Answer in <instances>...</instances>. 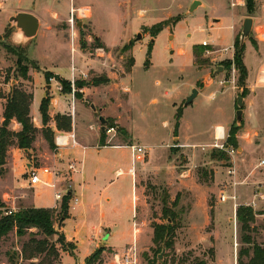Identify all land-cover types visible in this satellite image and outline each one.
Here are the masks:
<instances>
[{
  "label": "rangeland",
  "instance_id": "obj_1",
  "mask_svg": "<svg viewBox=\"0 0 264 264\" xmlns=\"http://www.w3.org/2000/svg\"><path fill=\"white\" fill-rule=\"evenodd\" d=\"M259 1L253 0L254 5L260 3ZM195 2L200 3L192 8ZM247 2L248 0H75V2L60 0V4H49V0H8L6 9L21 4L22 8H36V12L41 15L39 9L48 5L60 16L67 18L71 6L91 7V17L89 14V19H83L80 27L77 20L74 30L70 25H66L65 32L60 36L47 33L46 37L41 30L38 37L28 41L21 49L29 58L38 59L44 54V50L51 52L55 67L65 72L73 65L78 74L80 70H86L94 65L90 54L95 57L100 52L104 61L106 53H111L110 69L117 75L116 81L112 84L116 89L115 93L122 94L119 96L121 101H124L127 94L125 88H132L134 97L130 104L132 107L130 115L134 121L140 123L142 127L140 133L144 134L145 138L152 136L150 132L152 130L158 132V140H149L145 143L152 146V155L156 153L160 155L161 152L169 150L164 147L168 143V140H165L168 130H165L163 121L170 113L168 107L175 101L182 102L177 100L179 94V97L186 101L196 87L202 88L207 85L205 80L209 77L213 78L211 81L217 80L222 85L232 86L238 92V96L243 91L244 88L240 87L239 81L240 72L235 65L237 51L235 42L239 39L240 48L245 46L243 57L245 56L246 63H249L251 53L256 50V38L260 36V40L264 39V30L261 26L260 30H251L250 34L242 39L244 22L254 16L255 12L247 10ZM2 23L0 20V93L7 97L13 87L30 91L32 82L18 76L17 56L13 50H16V46L11 42L14 29L9 25L7 31L10 36L6 39ZM160 27L162 31L155 35ZM139 34L141 38H138ZM74 41L77 52H74ZM98 43L103 47L98 48ZM82 44L85 46L84 52L87 56H83L79 51L82 50ZM4 45L12 49L5 48ZM132 59L135 63L130 67ZM23 64L30 66L29 74L41 71L40 68H32L29 62L24 61ZM219 67L223 68V72L214 76ZM91 72L93 71H89L90 75L85 78L86 80L93 78ZM96 79L108 80L105 75ZM217 81L211 84L212 89L218 87ZM108 82L109 80L104 84ZM50 83L56 84L57 80H50ZM166 92L170 94L167 95ZM222 97L224 98L219 94L218 100ZM154 99H157V103L153 102ZM196 102L198 105L205 103L202 109L215 103L214 100L209 103L203 95ZM228 104L229 102L227 107ZM1 114L0 109V116ZM117 114L127 121V116L123 115L124 109H118ZM199 116L204 119L203 113H199ZM243 127L242 121L240 130ZM11 128L15 130V125L12 124ZM117 134L116 129V133L107 136L111 141L119 143V140L124 139L116 141ZM41 136L45 138L40 131L37 137ZM51 137L49 136V139ZM236 140L237 144L233 147L238 149L240 144L237 137ZM35 142L32 149L27 152L16 147H10L8 150L6 165L0 169V204L5 206L4 209H13L18 213L32 208L28 200H31L34 189L30 187L25 163L33 164L35 167L47 166L45 158L37 149L42 147ZM202 152L205 155L190 178L191 184L195 185L194 189L179 192L180 201L177 205L174 203L178 193L176 183L172 184L174 187L171 189L168 188L170 185L165 178L154 182L149 177L144 181L147 203L143 208L146 215L142 219L141 233L137 234L134 242L140 264H196V260H204L207 264H238L240 249L243 246L248 247L240 241L241 226L236 220V210L239 207H251L256 213L255 221L250 225L252 229L250 236L256 244L264 247V149H260V138L251 139L245 155H241L240 150L236 152L234 159L229 158L226 161L211 158V154L223 152L220 149L206 148V151ZM14 164H17V167ZM176 165L182 166L181 157L176 160ZM230 168L236 171L234 176L228 174ZM15 174L16 178L19 175L17 180L21 184L15 182ZM212 184L215 185L214 191L209 190ZM45 189L48 188L46 186L38 188L39 191ZM222 193L229 197L225 203H221ZM233 196H236V201L231 199ZM231 203L233 205L228 209ZM164 207L170 210L174 222L171 217H166ZM4 209L0 208V218L5 215ZM219 213H226L227 218L217 219ZM228 216L231 217L230 220ZM58 223L56 220V229ZM154 224L175 226L173 246L167 248L165 245L166 251L162 260L159 259V255L164 244H154ZM31 232L37 230L32 229ZM28 238L29 236L20 238L12 232L1 239L0 264H29L28 261L22 262L18 259L14 262L11 259L13 254L19 255L22 244ZM217 243L219 254L222 253L224 256L220 263L216 258ZM122 254L123 252L120 253ZM242 260L248 262L246 257ZM105 263L114 264V257L108 250L101 255V262L93 261L91 264Z\"/></svg>",
  "mask_w": 264,
  "mask_h": 264
},
{
  "label": "crops",
  "instance_id": "obj_2",
  "mask_svg": "<svg viewBox=\"0 0 264 264\" xmlns=\"http://www.w3.org/2000/svg\"><path fill=\"white\" fill-rule=\"evenodd\" d=\"M7 2L8 0H0V20L3 21L2 26L5 33L11 25L10 18L20 12L32 13L40 20V29L36 37L39 36L41 30L44 31L46 37L47 33L63 35L61 33L65 32V26L69 25L70 13L69 17L64 18L47 5V7L39 9L38 12H41L39 15L36 8H22L21 4L6 9ZM259 2L254 7V16L250 17L253 20L252 30L254 31L260 30V26L264 30V0ZM49 4H60V0H49ZM77 8H88L91 17V7L85 5ZM10 27L14 29L11 34L12 44L15 46L26 45L28 42L23 40L20 30L12 25ZM255 43L256 50L251 53L249 63H246L244 56V64L248 71L246 80L248 95L244 98V127L236 135L240 144L237 151L242 150L241 155L246 154L251 139L260 138V149H264V39L260 40L259 36ZM79 51L83 56L86 55L83 49ZM74 52H77L75 41ZM98 53L95 57L89 55L93 59L94 65L86 70H80L79 74L73 65L69 71L59 70L55 67L51 52L46 50L39 59L37 57L29 58L41 69L40 72H30L29 74L32 86L29 87L30 91L28 92L33 94L30 114L34 125L40 131L46 127L52 129L55 148L51 149L43 136L37 137L35 144L38 143L42 147L37 149L45 158L44 162L47 166L44 167L58 172L60 174L58 182L70 187L71 199L68 217L62 224L58 223L57 229L65 236L68 243L76 246V249L73 255L68 251H61L59 264H86V260L100 248L104 249L103 253L108 250L114 257L116 254L124 252L127 246L133 245L137 234L141 233L142 219L146 215L143 208L147 203L144 181L149 177L154 182L165 178L168 181L167 184L170 185L168 188L171 189L174 187L172 184L176 183L178 193L175 200L179 199L178 204L180 201L179 192L184 189L186 191L194 189L195 185L191 184L190 178L205 155L202 151H206V148H213L216 142L220 143V136H228L232 125L236 122L238 92L232 86L222 85L217 80H210L211 82L209 81L210 84H208L206 78L207 85L205 87H196L199 93L192 104L185 106L186 101L179 97V94L177 100L179 102L182 100V102L175 101L171 107H168L170 113L163 121V126L165 130H168L167 139H165L168 140V143L164 147L169 150L161 152L160 155L157 153L152 155V146L145 142L158 140V132L150 131L152 134L150 138H145V135L140 133L142 129L140 123L134 121L130 115L132 108L130 104L134 97L132 88H125L127 94L124 101H121L119 95L122 94L117 95L115 87L112 86L117 79L115 72L110 69L112 55L106 53L104 62L102 53ZM89 71L94 72H91L93 78L86 80L83 74L89 76ZM46 73L54 76L53 79L57 80V85L48 82ZM104 75L109 80L108 84L93 85L94 79ZM59 79L72 83L74 91H77L74 86L76 81H87V84L78 89L81 97L77 98L74 97V94H65L59 89ZM215 81H217L218 87L212 89L213 87L210 86ZM165 94L169 95L170 93L166 92ZM219 94L224 98L218 100ZM202 95L209 103L211 100H214L215 103L202 109V105L204 106L205 103L202 102L198 105L196 102ZM46 97L50 98L51 121L47 126H44L40 107ZM153 102L157 103V99H154ZM227 102H229L228 107ZM4 103L5 101L0 99L2 113L0 125L3 122ZM92 104L96 107V112L91 108ZM180 108L182 117L179 127L176 129L175 117ZM118 109H124L125 114L123 115L127 116V121L117 114ZM199 113H203L204 119L199 116ZM57 115L71 116V131L57 129L54 120ZM100 117H104L108 122L122 128V132L116 128L118 132L116 141L120 138L124 140L115 143V140L111 141L106 135L103 143ZM13 124L15 130L18 131L20 125L15 121ZM150 132L147 129L148 135ZM61 135L66 137L67 144L64 146H59L57 142ZM72 135L76 138V146L72 145ZM132 146L146 148L147 155L134 153ZM179 157H181L182 166L176 165V160ZM70 164H75L73 171L69 170ZM14 165L17 167V164ZM25 166L29 171L33 164L25 163ZM16 176L15 174V182L19 184L20 182L17 180L19 175L17 178ZM214 186L212 184L209 190L214 191ZM46 187L48 189L43 191L34 189L31 200H28L32 207L56 208L54 191L51 187ZM75 199L78 200L77 203ZM232 205L233 203L228 209H231ZM226 218V213H219L217 217L219 220ZM230 219L231 217L228 216V220ZM217 245L218 243L216 244V258L220 263L224 256L222 253L219 254ZM231 249L232 245L229 250Z\"/></svg>",
  "mask_w": 264,
  "mask_h": 264
},
{
  "label": "trees",
  "instance_id": "obj_3",
  "mask_svg": "<svg viewBox=\"0 0 264 264\" xmlns=\"http://www.w3.org/2000/svg\"><path fill=\"white\" fill-rule=\"evenodd\" d=\"M253 0H248L247 10L251 12L254 10ZM162 31V27L157 29L155 35ZM10 33L6 31L5 38L8 39ZM98 41V39H95ZM239 39L235 42L236 46V56L235 65L237 70L240 72V87L244 88L240 93L241 96L246 98L248 95V90L246 88V80L248 76L247 68L244 64L243 53L245 51V46L240 48ZM5 48H11L8 45H4ZM103 45L98 43V48H102ZM131 47V46H127ZM152 47V46H151ZM150 47V49H151ZM83 50L85 46L82 44ZM128 49V48H127ZM17 62H16V72L20 78L23 80L31 81L29 76L30 66L24 65V61L29 62L32 68L39 69L38 65L31 61L27 54L21 49V46H16ZM195 52V50H194ZM26 54V55H25ZM135 60H131L130 67H133ZM230 68V66H228ZM46 78L50 83V79L54 76L50 73H46ZM106 81H101L94 79L92 81L93 85H101ZM58 82L62 86V92L65 94H74L75 97L79 98L80 94L78 89L85 87L87 81H76L74 86L77 91H73L72 83L65 80L59 79ZM0 99L4 100V110H3V122L0 125V169L2 170L6 165L7 153L10 147H16L21 150H31L34 142L36 141L37 135L40 130L34 125L30 114V106L33 100V94L25 90H20L13 87L9 95L3 96L0 93ZM50 98L46 97L43 99L40 107V112L42 115L44 126H47L51 121L49 115ZM182 117V109L180 108L176 114V129L179 127V121ZM56 127L58 130L71 131L72 129V118L68 115H57L55 116ZM20 125L18 131L11 128L13 122ZM109 127L117 128L120 132L123 131L122 128H118L117 125L112 122H108ZM241 126H237L236 122L230 130V135L228 141L226 142L229 146H235L237 144L236 135L240 130ZM45 138L47 139L51 149L55 148L54 145V132L51 128L46 127L41 130ZM107 133H102L103 143L105 142V137ZM49 136H52L49 139ZM232 144V145H231ZM211 158L215 160H229V157L225 152H218L211 154ZM71 199L70 195H67L59 209L57 208H29L27 210H22L18 213H13L11 215H3L0 218V240L7 237L10 233L15 232L18 237L23 238L29 236L28 240L22 244L19 255L13 254L11 259L14 262L20 259L22 262H29V264H59L61 251H68L72 255L76 246L74 244L68 243L65 236L61 234L56 228L55 223L62 222L68 217L69 201ZM177 198L175 204L177 205ZM167 202V196L165 198ZM3 204H0V208H4ZM166 217H171L173 222L175 219L172 217L170 210L168 208H163ZM256 213L251 207H239L236 210V220L241 226L240 231L241 243L243 245H248L247 248L244 246L240 249L238 253V264H264V247L256 244L253 238L250 236L252 232L251 224L255 221ZM32 229L37 230V232H31ZM57 238L54 240V238ZM175 237V226L165 225V224H154L153 226V242L155 245L165 244L167 248L173 246V238ZM104 249L100 248L96 250L87 260L86 264H91L93 261L101 262V255ZM9 255V254H8ZM248 258V262L245 263L242 259ZM37 261V262H35ZM196 264H207L204 260H196Z\"/></svg>",
  "mask_w": 264,
  "mask_h": 264
},
{
  "label": "built area",
  "instance_id": "obj_4",
  "mask_svg": "<svg viewBox=\"0 0 264 264\" xmlns=\"http://www.w3.org/2000/svg\"><path fill=\"white\" fill-rule=\"evenodd\" d=\"M89 9L88 8H74L71 7L70 11V18H69V25L72 28V30L76 27V21L79 20V22H82L83 19L89 18ZM82 19V20H81ZM205 45V43H203ZM207 45V44H206ZM84 78H87L86 74H83ZM53 80V79H50ZM234 83V81H233ZM58 87L60 90H62V86L59 83ZM236 88V87H235ZM74 91V90H73ZM75 92V91H74ZM75 97V96H74ZM107 135H111L112 133H116V129L114 127L107 126L106 131ZM229 136H222L221 142H216L213 147L220 149L221 151L225 152L229 158H233L236 155L237 149L233 146H229L226 144V140ZM57 142L59 146H64L67 144L66 137L64 135H61L58 137ZM72 145L76 146V138L74 135H72ZM132 150L134 153L146 155L147 149L140 146H132ZM263 164V163H262ZM75 168V164H70L69 170L73 171ZM236 171L232 168L228 170V174L231 176H234ZM60 178V174L54 170H51L49 167H35L34 165L30 168L28 171V179L30 187L33 189H38L42 186H48L51 187L54 191V199L56 202V208H61L64 198L69 195L70 193V187L68 185L62 184L58 182ZM236 185V183H234ZM221 202L225 203L228 201L229 197L226 196L224 193L220 196ZM233 201H236V196L231 197ZM77 203V199H75ZM4 209V208H1ZM15 213V210L13 209H4L5 215H11ZM114 264H140V257L137 250L136 244L128 246L122 255L116 254L114 256Z\"/></svg>",
  "mask_w": 264,
  "mask_h": 264
},
{
  "label": "water",
  "instance_id": "obj_5",
  "mask_svg": "<svg viewBox=\"0 0 264 264\" xmlns=\"http://www.w3.org/2000/svg\"><path fill=\"white\" fill-rule=\"evenodd\" d=\"M200 2H195L192 8L196 7V5ZM10 24L15 26L18 30H20L21 37L25 42H28L32 39H35L38 35L40 29V20L32 13L27 12H20L10 18ZM82 25V22L79 23V26ZM253 27V20L251 18H247L244 22L243 26V35L242 39L244 40L251 32ZM138 38H141V35H138ZM223 72V68L219 67L218 70L214 73V76ZM212 78H207L206 82L210 81ZM198 89H194L192 94L188 97L186 102L184 103L185 106H189L194 102V100L198 96ZM237 110H236V125L241 126L243 121V108H244V97L239 95L236 101ZM91 108L96 112V107L92 104ZM101 124V131L105 132L107 126L109 125L108 121L104 117H100L99 119ZM27 152V150H25ZM70 195V193H69ZM61 223V222H60ZM166 251V247L164 244L163 251L159 255V259L162 260L164 257V253Z\"/></svg>",
  "mask_w": 264,
  "mask_h": 264
},
{
  "label": "bare ground",
  "instance_id": "obj_6",
  "mask_svg": "<svg viewBox=\"0 0 264 264\" xmlns=\"http://www.w3.org/2000/svg\"><path fill=\"white\" fill-rule=\"evenodd\" d=\"M220 139H221V136H220Z\"/></svg>",
  "mask_w": 264,
  "mask_h": 264
}]
</instances>
